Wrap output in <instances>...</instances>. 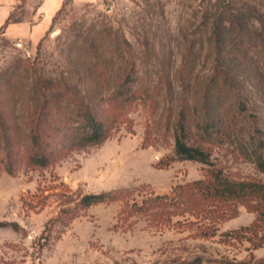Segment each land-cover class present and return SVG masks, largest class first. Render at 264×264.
Masks as SVG:
<instances>
[{"label":"rangeland","instance_id":"rangeland-1","mask_svg":"<svg viewBox=\"0 0 264 264\" xmlns=\"http://www.w3.org/2000/svg\"><path fill=\"white\" fill-rule=\"evenodd\" d=\"M41 1L14 0L12 20L34 22ZM131 56L138 70L134 89L147 101L128 106L130 129L124 123L100 144L73 149L47 167L30 165L23 144L26 113L47 93L63 91L43 88V81L105 101L125 89ZM218 69L229 71L232 83L223 91L207 90L213 94L208 108L220 113L232 134L213 133L204 142L213 167L231 178L264 179L240 152L241 142L264 140V0H65L38 41L0 31V221L19 224L0 225V264H189L197 257V264H226L263 257L264 244L254 249L246 237L230 234L256 217L243 204L213 236L193 235L196 226L158 230L145 216L116 225L126 199L171 195L174 185L208 176V163H157L174 153L170 119L182 106L193 111L202 105ZM13 141L10 173V158L3 157ZM101 192L127 194L78 205L84 194ZM68 206L75 211L60 213ZM60 214L39 252V239L44 242V230Z\"/></svg>","mask_w":264,"mask_h":264},{"label":"trees","instance_id":"trees-1","mask_svg":"<svg viewBox=\"0 0 264 264\" xmlns=\"http://www.w3.org/2000/svg\"><path fill=\"white\" fill-rule=\"evenodd\" d=\"M65 2V1H64ZM12 19L8 16L0 31L6 27ZM249 41L248 44H251ZM126 73L123 79L125 89L120 92H111L103 101L101 98L78 97L69 92V88L61 87L50 80H44L43 88H63L61 92L46 94V98L39 105L31 107L26 113L25 124L27 127L24 153L30 165L47 167L55 158L65 156L73 149L85 148L100 144L109 138L115 130L124 123L130 129V119L127 116V108L141 99L147 101L144 96L134 89L138 81L137 64L131 56L125 61ZM223 76L222 83L217 80ZM229 71L218 69L210 78L206 91L211 87L217 91H223L231 85ZM41 83V78H38ZM42 83V84H43ZM219 95V94H218ZM220 97V95H219ZM213 94L209 91L203 95L200 107L193 111L182 106L171 121L174 130V153L163 156L157 163L160 167H167L176 160H194L212 165L208 176L178 183L173 186L172 194H148L139 201L126 199L124 206L118 212L117 226L130 225L133 216H145L149 226L158 230L172 227L196 226L193 235L213 236L217 233L218 225L238 214V206L245 205L255 211L254 221L247 226L230 231V234L246 237L252 247L258 248L264 244V179H236L225 175L222 169L213 167L211 152L204 142L209 141L213 133H227L231 135L227 126L223 125V117L211 114L208 106L211 104ZM217 100V98H216ZM1 115V114H0ZM7 128L10 131L14 126L9 122L4 113ZM172 118V117H170ZM15 134L10 133V139ZM191 137L196 140L190 142ZM12 140V139H11ZM243 141V140H241ZM6 153V170L15 171V146ZM18 143V142H17ZM17 145V144H16ZM240 152L247 159L254 162L257 168L264 173V140L251 137L247 142H241ZM126 192L114 193H86L79 204L88 207L101 202L125 199ZM74 207H65L62 212H73ZM63 217L61 214L53 218L50 226L46 227L39 239L38 251L49 242L52 227ZM0 225H11L19 229L16 222H3ZM45 231H49L44 234ZM199 257L189 264H197ZM35 264V263H34ZM226 264H264V256L242 260H229Z\"/></svg>","mask_w":264,"mask_h":264},{"label":"crops","instance_id":"crops-1","mask_svg":"<svg viewBox=\"0 0 264 264\" xmlns=\"http://www.w3.org/2000/svg\"><path fill=\"white\" fill-rule=\"evenodd\" d=\"M65 0H42L37 8L38 17L32 20H12L1 31L10 38H25L38 41L46 33L56 13ZM15 9L14 0H0V29Z\"/></svg>","mask_w":264,"mask_h":264}]
</instances>
